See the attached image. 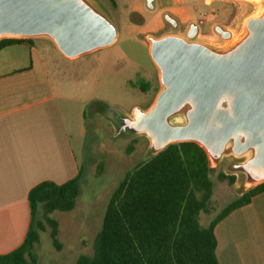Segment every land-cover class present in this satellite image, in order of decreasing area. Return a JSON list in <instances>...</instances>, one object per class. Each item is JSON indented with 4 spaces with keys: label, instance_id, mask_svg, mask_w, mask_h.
<instances>
[{
    "label": "water",
    "instance_id": "95a60500",
    "mask_svg": "<svg viewBox=\"0 0 264 264\" xmlns=\"http://www.w3.org/2000/svg\"><path fill=\"white\" fill-rule=\"evenodd\" d=\"M154 1L146 0L147 8L153 10ZM258 1V14L237 38L221 25L214 28L227 43L222 47L196 41L195 23L185 36H149L162 88L150 109L136 107L132 115L100 106L118 134L148 137L150 157L173 144L196 143L211 169L225 158L237 159L225 172L245 177L246 191L264 184V0ZM164 18L178 29L171 14ZM118 36L92 0H0V41L46 38L74 60L111 47Z\"/></svg>",
    "mask_w": 264,
    "mask_h": 264
},
{
    "label": "rangeland",
    "instance_id": "374dc122",
    "mask_svg": "<svg viewBox=\"0 0 264 264\" xmlns=\"http://www.w3.org/2000/svg\"><path fill=\"white\" fill-rule=\"evenodd\" d=\"M92 1L118 29L114 45L68 60L51 40L37 39L39 53L58 91L81 177L75 209L52 215L60 224L63 249L55 248L49 231L40 232L36 264H76L80 256L92 255L114 191L128 173L150 158L148 137L118 134L117 126L100 109L102 104L109 105L132 115L136 107L148 110L153 106L162 87L147 38L185 36L195 23L200 28L196 41L222 47L227 43L214 28L221 25L235 39L261 6L258 0H155V8L150 10L146 0H118L116 5L110 0ZM166 14L177 19L178 29L166 22ZM234 161L238 160L225 158L218 168L212 167L214 193L209 212L200 215L203 227L246 191L245 177L236 175L234 185L219 179Z\"/></svg>",
    "mask_w": 264,
    "mask_h": 264
},
{
    "label": "trees",
    "instance_id": "16d2710c",
    "mask_svg": "<svg viewBox=\"0 0 264 264\" xmlns=\"http://www.w3.org/2000/svg\"><path fill=\"white\" fill-rule=\"evenodd\" d=\"M110 1L116 5L118 0ZM34 41L3 39L0 52L12 45H33ZM212 172L205 150L196 143L173 144L148 158L116 188L96 237L94 253L80 256L76 264H220L217 225L251 204L264 192V184L245 191L203 227L200 215L209 212L214 193ZM80 177L81 168L78 176L65 184L43 182L30 191L27 236L20 247L0 254V264H36L40 232L49 231L55 248L63 249L60 224L52 215L75 209ZM219 179L234 185L237 176L222 172Z\"/></svg>",
    "mask_w": 264,
    "mask_h": 264
},
{
    "label": "crops",
    "instance_id": "0c3cea01",
    "mask_svg": "<svg viewBox=\"0 0 264 264\" xmlns=\"http://www.w3.org/2000/svg\"><path fill=\"white\" fill-rule=\"evenodd\" d=\"M37 39L0 52L1 255L27 236L30 191L43 182L65 184L80 169ZM215 234L220 264H264V192L221 221Z\"/></svg>",
    "mask_w": 264,
    "mask_h": 264
},
{
    "label": "bare ground",
    "instance_id": "6f19581e",
    "mask_svg": "<svg viewBox=\"0 0 264 264\" xmlns=\"http://www.w3.org/2000/svg\"><path fill=\"white\" fill-rule=\"evenodd\" d=\"M207 1H210L211 2V0H207Z\"/></svg>",
    "mask_w": 264,
    "mask_h": 264
}]
</instances>
